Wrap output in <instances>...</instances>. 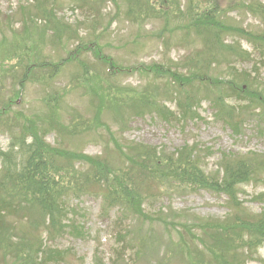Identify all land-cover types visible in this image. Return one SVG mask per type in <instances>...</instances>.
I'll list each match as a JSON object with an SVG mask.
<instances>
[{"label": "trees", "instance_id": "obj_1", "mask_svg": "<svg viewBox=\"0 0 264 264\" xmlns=\"http://www.w3.org/2000/svg\"><path fill=\"white\" fill-rule=\"evenodd\" d=\"M32 1L31 15L23 13L25 30L34 28L37 22H40L43 29L39 33L34 28L33 32L25 37V42L29 44L21 49L25 42H19L16 45L18 51H15V55H11L21 56L25 60L26 55L31 52L37 54L38 59L31 64L32 71L29 76L41 75L34 73L33 70L48 71V81L45 84L48 87L61 73L62 64L56 65L48 60H42L40 49L47 42L54 47L67 48V57L62 60L63 64L68 60L73 62L77 58L83 59L81 56L90 53L99 63L104 64L102 52L99 51L100 40L92 42L95 38L93 35L88 41H84L79 36V27L65 23L62 17L59 18L61 0ZM68 1L69 6L74 7L79 4L77 7L87 13L84 19L87 20L89 17V21H82L79 25L84 27L87 22L93 33L97 26L101 25L99 12L102 10V4L110 3L113 6L119 4L116 16L120 18L122 16L130 24L142 25L150 20H160L163 22V31L167 28L165 24L171 12L170 7L166 5L167 0ZM173 6L176 7L175 2ZM98 7L100 8L97 11ZM220 8L225 9L220 11ZM184 10L180 31L190 33L192 30L198 36L200 44L195 52L183 60L182 66H168L169 73L166 74L169 83L172 82L176 71L184 73L177 75L179 82L174 86L176 89L170 90L169 93L176 97L171 99L175 111L153 103L151 85L147 88L148 96L144 95L145 98L139 99L118 98V94H115L117 92L112 88L108 96L98 99L100 107L114 110V107L120 106L121 110L135 111L136 114H143V110H148L155 112L164 120L174 116L180 120L192 119L196 108L203 101L199 96L198 87H203L208 89L209 94L214 95L213 106L217 114L224 116L233 128L237 127V119L253 118L257 109L258 122L264 123V119L260 117L261 114L264 115V98L256 85L260 82L257 77H252L246 72H234L235 69L228 66L230 81H222L217 76L210 78V72H213L211 66H216L221 60L228 58L241 59L242 62L249 61L252 67L260 66L264 69V30L253 32L230 23L227 19V15L232 12L264 19V6L249 0H185ZM179 16L174 14V18H180ZM103 32L96 35L97 39ZM35 36L39 38L31 43V39ZM70 39L73 40L68 44ZM227 40H230V43H226ZM63 41L68 44L66 47L62 45ZM241 42H245L250 51L243 50ZM70 44L74 46L73 49L68 48ZM252 54H258L260 61L251 60ZM78 65L79 72L76 70L72 74V78L76 81L75 86L80 83L83 89L87 88L85 90L87 94L92 96L93 90L90 88L89 78L100 74L96 72L93 74L87 63ZM109 66L113 68V63ZM21 70L19 73L23 76L17 79V85L24 86L27 68L22 67ZM102 80L103 83L110 84L106 78L102 77ZM241 81L247 82L246 90L238 87L237 83ZM49 101L51 99L44 101L47 102L44 105H48V110L54 113V107ZM8 104V99L5 101L0 98V122L6 115L4 107ZM100 112L98 106L97 120L100 119ZM42 122L45 123L44 126L38 125L37 122H28L19 135L12 136L9 148L6 151L0 150L2 260L0 264H60L58 262L60 252L47 247V242L63 236L67 231L79 234L80 229L69 221L66 209L69 207V199L87 193L90 187L103 198L107 208H117L120 211L122 215L117 221L116 229L121 228L124 232L123 223L128 214L147 218L148 214L144 216V211H139V206L144 195L148 193L150 185H165L166 182L168 183L166 188L179 191L202 189L215 195H224L228 203L229 216L224 221L193 219L188 223L180 224L182 233L178 231V241H169L161 256L158 255L159 243L156 239L149 236L142 238L140 235L138 239L135 236L134 239L140 242L139 250L135 254L138 258L145 254L146 249L151 248L149 254L157 256L159 264H171L174 260L179 261L180 264H246L250 257L257 255L261 249L264 250V212L250 215L241 207L238 197L243 185L257 181L264 172V160L244 156L230 161L223 157L220 163L222 172L220 179H216L213 175L205 176L193 156L195 149L185 146L170 156L162 157L160 152L152 147L127 146L116 150V155L123 160L117 167L110 166L106 158H87L80 155L76 157V154L69 161L65 158L67 156L65 152L63 154V151L49 147L43 139L48 130L60 127L59 122L54 118H51L50 123L45 119ZM73 123L68 133L74 136L78 131L83 133V130L90 129L88 120L77 117ZM27 138L30 140L28 141ZM74 159L88 162L86 175L81 177L76 168L73 170ZM53 165L55 169L51 168ZM176 174L177 178L173 177ZM258 198H264V194H260ZM181 219L182 217H168L163 213L157 215V220L162 222L167 230L169 227L174 230L176 227L174 222ZM194 229L200 231L196 238H199L202 248L196 244H189L195 241ZM125 238L132 243L127 234L123 236L122 243L125 242ZM206 253L209 254L208 262H204ZM118 259H120L119 255H116V260Z\"/></svg>", "mask_w": 264, "mask_h": 264}, {"label": "rangeland", "instance_id": "obj_2", "mask_svg": "<svg viewBox=\"0 0 264 264\" xmlns=\"http://www.w3.org/2000/svg\"><path fill=\"white\" fill-rule=\"evenodd\" d=\"M31 1L0 0V22H5L7 16L12 21L10 26L6 27L5 25L6 28L0 34V39L7 38V44L10 37L15 35L14 26L18 28L19 23L22 22L20 14L22 9H30ZM249 1L264 6V0ZM61 2V7L64 8L61 15L64 16L66 22L83 19V11H79L78 8L74 10L69 8L68 0H61ZM173 2L176 3V7L173 6ZM166 5L170 7L171 12L165 24L167 28L163 31V23L160 20H150L143 26L132 25L122 18H114L116 12L119 11V4L115 6L110 3L102 4L101 25L97 26L94 33L85 29L84 34L81 35L85 41H88L93 35L95 38L92 42L100 40L101 49L99 51L102 52V60L105 64L99 63L92 53L83 58L91 67L90 70L93 74L95 72L100 74L89 78L90 88L93 90L92 96L87 94L85 91L87 88L83 89L80 83L77 86H68L69 78L67 76L72 72L73 67L70 64L66 65L68 72L62 76L58 74L59 76L50 87L44 86L43 82H39L35 78L25 77L27 82L24 84V89L20 90L17 95L19 103L14 107L10 106L11 112L9 115L7 114L9 117L7 122L10 123L11 128H15L17 125L25 126L28 121L40 124L37 117L43 119L46 114L45 106L41 102L48 97L49 93L55 94L56 101H53L55 115L59 122L64 124L69 123L77 115L92 121L97 99L108 96L112 88L115 89L119 97L124 95L128 99H139L144 95L148 96L147 88L151 85L153 103L175 111L170 101L176 97L169 93L170 90L176 89L174 86L179 82L177 75L184 73L176 71L172 82L169 83L166 74L169 73L168 66H182L183 60L195 52L200 40L192 30L190 33L180 31L185 0H167ZM74 6H79V4ZM222 9L225 8H220V11ZM174 14L180 15V18H174ZM227 19L230 23L253 32L264 30V19H259L254 15L232 12L227 15ZM18 29L22 30V28ZM101 32L103 34L97 39L96 35ZM226 43H230V40H227ZM241 46L243 50H248L244 42H241ZM68 48L73 49L72 46ZM40 51L43 58L47 56L55 62L66 57L64 56L65 50L61 47L52 49L50 45L46 44ZM6 52V54L10 53L9 50ZM251 56V60L260 61L258 54ZM110 63H113V68H110ZM13 65L14 63L7 58L0 59V91L2 94L6 92L2 86L10 89L13 83L10 78L11 75H15L10 70ZM228 66L233 67L234 72H246L250 73L252 77H257L260 82H257L256 85L264 98V69L259 64V67L256 68L252 67V63L249 61L242 62L241 59L228 58V60H221L216 66H211L213 72H210V78L217 76L222 81H230ZM102 77L106 78L110 84L103 83ZM237 84L244 90L248 87L246 81ZM198 90H200L199 96L203 101L196 108L195 116L192 119L180 120L174 116L167 122L155 112L136 114L131 110L128 112L119 110L116 115V113L106 112L102 108L99 114L102 124H97L96 131L83 136H72L67 133L63 138L54 131L47 134L48 136L46 135L44 142L51 148L55 147L63 151V154L65 152L67 154L65 158L69 161L74 154L76 157L80 155L87 158H106L107 163L112 167H117L123 162V160L119 162L115 150L124 149L127 146H135V148L152 146L164 156H170L183 146H191L196 149L194 152L199 155V158H196V164L203 174L205 176L213 175L216 179L221 178L218 166L223 157L230 161L233 158L244 156H253L256 160H264V124L258 122V109L254 111L255 118L237 119V127L233 128L224 116L217 114L213 106L214 95L212 93L208 95L207 88L201 90L198 87ZM260 117L264 119L263 114ZM8 143L9 134L0 132V148L6 151ZM105 145L108 148L106 151ZM73 163V170L76 168L81 177L87 174L88 162L75 161L74 159ZM51 168L55 169V166L53 165ZM173 177L177 178V174ZM171 185L175 186L173 183ZM166 186H168L167 182L165 185H150L148 193L144 195L139 211L143 210L144 216L148 214V220H154L156 215L161 212L165 213L164 215L172 213L171 216H181L185 221H191L194 218L210 222L224 221L229 216L228 203L224 195H214L201 189L179 191L174 188H166ZM240 189L241 207L250 215L263 213L264 198L258 199L257 197L264 194V172L261 173L257 181L246 184ZM92 191L93 189L89 188L87 193L69 199V207L66 209L69 221L80 229L81 236L71 235L72 232L67 231L65 236L48 242L50 246L63 253V264H94L96 261H101L104 264H124L121 263V260L115 261L116 252L122 254V260L126 264H158L157 256L152 259H143V261L135 260L133 253H137L139 248L134 237L139 239L138 235L142 238L149 236L162 241L165 245L168 239L171 241L178 239L177 234H174L173 231L168 233L161 223L157 221L151 223L153 221L148 220L135 221L131 214L127 215L129 220L123 226L124 232L121 231V228L116 229L118 222L111 219H116L119 213L113 211L107 214L102 208L101 212V200ZM195 232L197 233V231ZM118 234L129 235L134 247L127 238L121 244ZM197 242L201 244L199 241ZM129 246L133 253L129 250L125 253ZM161 254L162 251L159 252V255ZM262 258L263 255L260 251L257 255L249 258L248 264H264V262H260ZM176 263L173 261L171 264Z\"/></svg>", "mask_w": 264, "mask_h": 264}]
</instances>
